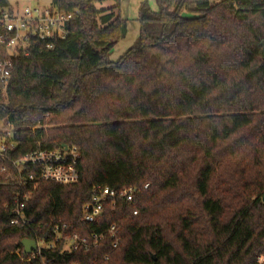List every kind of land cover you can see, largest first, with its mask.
<instances>
[{"label": "trees", "instance_id": "trees-1", "mask_svg": "<svg viewBox=\"0 0 264 264\" xmlns=\"http://www.w3.org/2000/svg\"><path fill=\"white\" fill-rule=\"evenodd\" d=\"M156 2L157 12L141 5L140 35L117 63L121 0H54L78 12L66 38L34 39L14 60L0 123L15 126L17 156L76 148L80 179L41 183L19 226L10 208L23 191L0 186V264H254L264 254V0ZM96 186L138 194L82 224ZM51 221L81 237L115 225L122 242L24 256L23 240L51 239Z\"/></svg>", "mask_w": 264, "mask_h": 264}, {"label": "built area", "instance_id": "built-area-1", "mask_svg": "<svg viewBox=\"0 0 264 264\" xmlns=\"http://www.w3.org/2000/svg\"><path fill=\"white\" fill-rule=\"evenodd\" d=\"M219 1V0H212ZM76 13L61 12L54 5L52 9H25L20 11L11 6L0 8V86L7 88L14 69V60L19 56H28L34 39L48 41L55 38L64 39L67 36L65 26L74 19ZM52 44L48 45L51 49ZM19 143L16 140V128L8 120L0 123V174L3 181L0 186H10L20 189L22 194L13 198L12 222L14 226L26 224V205L41 183H57L72 185L79 182L80 173L77 168L80 155L76 148L64 147L56 150H36L17 156ZM148 185L145 186V189ZM138 190L124 188L111 190L96 186L93 188V198L82 210V224H96L104 215L105 204L110 202L115 206L118 201L133 204ZM8 207V205H7ZM137 215V212H134ZM50 240L40 238L36 241L37 250L24 256L41 257L44 251H55L61 246V254H73L80 250L91 251L99 248L106 237L113 242L112 252L116 250L122 239L115 225L100 234L81 237L79 234L69 235V227L61 221H51L45 225ZM21 250L17 251L20 254ZM108 255L101 264H108ZM47 263V262H46ZM254 264H264V254L260 255Z\"/></svg>", "mask_w": 264, "mask_h": 264}, {"label": "rangeland", "instance_id": "rangeland-1", "mask_svg": "<svg viewBox=\"0 0 264 264\" xmlns=\"http://www.w3.org/2000/svg\"><path fill=\"white\" fill-rule=\"evenodd\" d=\"M9 5L20 11L27 8L35 9H52L54 8V0H8ZM147 3L153 12L158 11L156 0H121L120 15L122 19L126 20L128 25V34L125 39L119 42L110 54V61L117 63L122 56H124L137 42L140 35L141 25L139 22V12L141 5ZM114 2H105L99 4L100 10H110L115 7Z\"/></svg>", "mask_w": 264, "mask_h": 264}, {"label": "water", "instance_id": "water-1", "mask_svg": "<svg viewBox=\"0 0 264 264\" xmlns=\"http://www.w3.org/2000/svg\"><path fill=\"white\" fill-rule=\"evenodd\" d=\"M262 44L264 46V42ZM63 147L66 149L65 146ZM21 246L24 248L25 254H28V255L37 250V244L35 240H28V239L23 240L21 242Z\"/></svg>", "mask_w": 264, "mask_h": 264}]
</instances>
